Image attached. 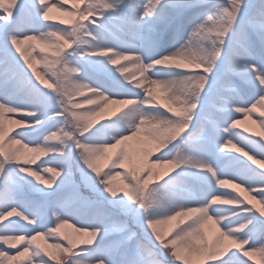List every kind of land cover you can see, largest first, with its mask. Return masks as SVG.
Instances as JSON below:
<instances>
[{
    "label": "snow or ice",
    "instance_id": "snow-or-ice-1",
    "mask_svg": "<svg viewBox=\"0 0 264 264\" xmlns=\"http://www.w3.org/2000/svg\"><path fill=\"white\" fill-rule=\"evenodd\" d=\"M0 264H264V0H0Z\"/></svg>",
    "mask_w": 264,
    "mask_h": 264
}]
</instances>
